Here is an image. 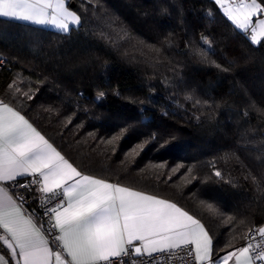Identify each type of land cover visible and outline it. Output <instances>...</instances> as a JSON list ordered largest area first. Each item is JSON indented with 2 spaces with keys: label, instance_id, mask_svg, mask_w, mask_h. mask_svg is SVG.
Masks as SVG:
<instances>
[{
  "label": "trees",
  "instance_id": "16d2710c",
  "mask_svg": "<svg viewBox=\"0 0 264 264\" xmlns=\"http://www.w3.org/2000/svg\"><path fill=\"white\" fill-rule=\"evenodd\" d=\"M71 3L67 34L0 17V99L16 80L34 94L18 106L78 170L176 203L214 254L243 246L264 226V43L214 0Z\"/></svg>",
  "mask_w": 264,
  "mask_h": 264
},
{
  "label": "snow or ice",
  "instance_id": "6c2138e0",
  "mask_svg": "<svg viewBox=\"0 0 264 264\" xmlns=\"http://www.w3.org/2000/svg\"><path fill=\"white\" fill-rule=\"evenodd\" d=\"M70 3L0 0V17L67 34L81 24ZM214 4L251 44L264 43V0ZM201 39L207 50L197 54L206 57L211 42ZM9 96L0 99V244L9 258L0 255L2 264H136L135 258L144 256L150 258L144 264H154L153 254L175 249L184 251L189 264H264V248L252 242L257 236L264 240V226L250 229L243 246L214 254L215 237L200 220L169 200L84 174L18 106L34 94L22 92L13 80ZM215 175L221 177V172ZM21 189L39 198L44 210L39 225L35 210L24 208L27 198Z\"/></svg>",
  "mask_w": 264,
  "mask_h": 264
},
{
  "label": "built area",
  "instance_id": "2783aa9c",
  "mask_svg": "<svg viewBox=\"0 0 264 264\" xmlns=\"http://www.w3.org/2000/svg\"><path fill=\"white\" fill-rule=\"evenodd\" d=\"M4 61L2 58H0V67L3 65ZM25 181L21 180V183H24ZM21 193H24L27 198V203L24 205V208L28 210V212H32L35 210L36 217L34 218V222H36L38 225L40 223L39 217L44 216V210L40 206L39 198H33L36 194L33 192L31 194L26 193L25 190L21 189ZM13 194V193H11ZM14 195V194H13ZM46 220V217H45ZM255 228V227H253ZM251 228V229H253ZM249 233H246V235ZM58 235V233H57ZM245 235V237H246ZM245 237L243 241V245L245 244ZM50 239V237H49ZM255 244H259L261 248H264V240H262L260 237H256L253 241ZM155 256L154 264H189L190 258L186 257L184 251L182 249H175L170 253H156L153 254ZM150 258L147 256L144 257H136V264H144L145 261L149 260Z\"/></svg>",
  "mask_w": 264,
  "mask_h": 264
},
{
  "label": "crops",
  "instance_id": "0c3cea01",
  "mask_svg": "<svg viewBox=\"0 0 264 264\" xmlns=\"http://www.w3.org/2000/svg\"><path fill=\"white\" fill-rule=\"evenodd\" d=\"M68 7H69V5H68ZM70 8V7H69ZM71 10V9H70ZM2 18V17H1ZM7 19H9V18H7ZM25 23H28V22H25ZM29 24H31V23H29ZM33 25H35V24H33ZM37 26H39V25H37ZM41 27H45V28H49V29H52V30H55L53 27H51V26H41ZM71 28V27H70ZM42 134V133H41ZM43 135V134H42ZM46 138V137H45ZM62 154V153H61ZM63 155V154H62ZM66 158V157H65ZM67 159V158H66ZM70 162V161H69ZM74 165V164H73ZM75 166V165H74ZM85 174V173H84ZM87 175H89V174H87ZM95 177V176H94ZM96 178H100V177H96ZM102 179V178H101ZM108 182H111V183H116V182H112V181H109V180H107ZM116 184H118V183H116ZM119 185H121V184H119ZM121 186H124V185H121ZM125 187H127V186H125ZM132 189V188H131ZM132 190H136V189H132ZM136 191H138V190H136ZM11 194V193H10ZM145 194H147V193H145ZM149 195H151V194H149ZM158 197V196H157ZM158 198H161V197H158ZM161 199H164V198H161ZM167 200V199H166ZM170 201V200H169ZM170 202H172V201H170ZM174 203V202H173ZM180 207V206H179ZM183 209V208H182ZM184 210V209H183ZM184 211H186V210H184ZM190 214V213H189ZM191 215V214H190ZM193 216V215H192ZM194 217V216H193ZM194 218H196V217H194ZM197 219V218H196ZM201 222V221H200ZM34 223H36V222H34ZM202 223V222H201ZM38 225V224H37ZM5 250H6V253H4L3 251H1L0 250V255H3L4 256V258L5 259H9L8 258V256H7V249H6V247H5ZM227 252V251H226ZM226 252H223L222 254H220V255H224ZM0 264H2V262H0ZM10 264H11V262H10ZM229 264H233V262H229Z\"/></svg>",
  "mask_w": 264,
  "mask_h": 264
},
{
  "label": "water",
  "instance_id": "95a60500",
  "mask_svg": "<svg viewBox=\"0 0 264 264\" xmlns=\"http://www.w3.org/2000/svg\"><path fill=\"white\" fill-rule=\"evenodd\" d=\"M70 5H72V3Z\"/></svg>",
  "mask_w": 264,
  "mask_h": 264
}]
</instances>
